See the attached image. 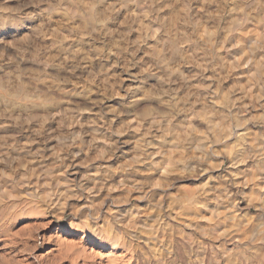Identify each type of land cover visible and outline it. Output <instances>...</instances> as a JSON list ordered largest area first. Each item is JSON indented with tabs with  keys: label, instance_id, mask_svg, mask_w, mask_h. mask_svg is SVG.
<instances>
[{
	"label": "bare ground",
	"instance_id": "bare-ground-1",
	"mask_svg": "<svg viewBox=\"0 0 264 264\" xmlns=\"http://www.w3.org/2000/svg\"><path fill=\"white\" fill-rule=\"evenodd\" d=\"M175 1V6L169 0H158L156 6V1L145 0L141 5L147 32H152V27L161 30L144 47L150 80L140 97L135 95L136 105H147L130 135L128 124L116 125V138L109 143L102 141V133L99 136L96 131L104 125L87 121L73 126L79 110L77 98H83V104L94 105L95 94L103 91V86L78 91L75 85L79 82L75 80L88 75L98 82L104 75L115 76L106 66L117 72L119 61L109 63L108 59H118L119 49L101 48L88 40L80 49L79 44L74 45L78 49L69 52L72 57L63 56L58 66L52 64L49 69L48 55L42 61L36 60V55L30 59L31 52L28 58L0 38L1 225L26 213L52 212L60 219L70 208L71 229L78 224L87 228L92 237L112 245L121 242L125 249L133 251L130 257H134V264H264V221L254 222L251 215L256 207V216H264V136L235 131L240 118L264 124L262 0ZM112 3L108 1L106 6L112 8ZM74 7L71 14L79 16ZM169 9L172 13L166 18ZM86 10L84 15L81 11L80 18L90 24L88 29L92 28L94 36L109 32L102 18L104 8L97 12L94 8ZM3 17L4 24L9 23L10 18ZM215 49L217 54L211 63L210 54ZM106 51L108 56L104 58ZM78 55L81 60L77 67L73 60ZM116 75L125 79L120 72ZM212 81L218 85L221 106L208 104ZM171 93L167 102L176 116L162 122L155 104H163L166 94ZM244 109L247 116L242 115ZM237 110L240 116H236ZM141 124L146 125V130L140 129ZM152 127L158 128V134L148 141L147 131ZM87 130L90 134L85 136ZM235 134L236 141H230ZM121 142L133 146L130 153L126 151L119 158L115 153ZM209 142L221 144V150L212 148ZM228 159L230 170L235 172V184L221 174ZM90 162L97 163L94 172L78 169ZM74 167L78 171L71 177L68 170ZM154 170L164 185L170 180L180 184L172 193L170 205L167 203L173 208L170 217L161 215L164 202L160 193L143 209L130 206L122 213L124 210L112 206L115 201L128 203L133 195L143 193L146 183L140 180ZM207 170L218 175L204 191L182 187L184 182L205 176ZM131 172L138 176L133 178ZM76 178L80 185L83 182V196L82 188L74 182ZM240 192L245 195L242 202L237 197ZM105 207L101 223L90 224L89 215L100 216ZM79 214L83 220L75 222ZM129 227L136 229V237L126 240L124 228ZM194 230L208 235L210 241H197Z\"/></svg>",
	"mask_w": 264,
	"mask_h": 264
},
{
	"label": "rangeland",
	"instance_id": "rangeland-1",
	"mask_svg": "<svg viewBox=\"0 0 264 264\" xmlns=\"http://www.w3.org/2000/svg\"><path fill=\"white\" fill-rule=\"evenodd\" d=\"M47 1L49 2V0H0V18H2L0 19V38L5 39L6 42L11 45V47L18 48V50L24 52L25 56L26 57L29 56L30 59L34 58L31 56L36 55L35 59L36 60L39 59L42 61V60H46L45 58L48 55L47 61L49 63L51 62L49 65V69L52 68L50 67L52 66V64L58 66V64L64 60L65 56H71L72 55V54L70 55L71 52L73 53V51L77 50L78 48L80 49V47L85 42L87 43L88 40L101 48L103 47L105 49H108L112 47L113 49H119L120 52L118 53V59L111 57L108 59L109 63H113L116 60L119 61L118 65H116L117 72L115 71L116 73H114L113 68H111L108 65L106 66V68H109L110 71H112V75L115 74L116 78L115 76L112 77V76L104 75L103 81L101 79L97 82V81H93L88 75L84 74L89 79L86 76H83L79 80L76 79L78 80L77 82L75 80V83L79 82L78 85H80V86H78L77 84L75 85L79 89L78 91L84 88L87 89L97 88L96 90H98V88L101 89L102 86H103L102 88L103 91L98 90V93L95 94L94 105L83 104L84 102L83 98H77L78 105L76 107L79 108V110L76 113H78L77 117H79L80 119L76 117V121H75L76 123L74 122L73 126H77V124H79L80 122H81L80 124L86 123L87 121H88L87 123L89 124L91 123L92 125L93 124L100 126L104 125L101 129L98 128L96 131L99 136L102 133L100 136V137L103 136L102 138H100L102 141L105 140L104 142L109 143V140H112V138L113 139L116 138L117 132L114 133L113 131V129L116 128V125L125 126L128 124L129 128L130 126L132 127L133 125H136L135 122H137L136 121L138 120L137 118H139L141 113L144 111L143 106L147 105L145 102H142L141 104L143 106L141 105L142 107L140 108L138 105H136L135 102L136 97L137 96L140 97L139 95L141 94L142 89L145 86L147 80H150L147 78L148 74H146L147 70H145L146 66L144 64V59H145L144 47L146 46V42L148 41H149L148 45H150L151 41H154V39L151 40V38H155V36L159 33L158 31L161 30H156L154 27H152V32H147L146 30L147 22H145L143 16L144 9L141 6L145 0H108L111 1V3L112 1H114L115 5L114 3L110 5L111 7L114 5L112 8L106 6L107 5L106 3L108 1L105 2V0L104 1L95 0V2H93L94 0H50L52 2L49 3ZM102 1L104 4L102 3ZM157 1L158 0H154L155 6L157 5ZM92 2L95 4H92ZM169 2L170 4L173 3L174 6L176 5L175 0H169ZM89 6H92L91 7L92 9ZM261 6H264V0H262ZM72 7L76 9L77 14L79 16L75 15L74 13L73 15L71 14ZM96 7L98 10H102L104 8V10H102L104 17L102 18H104V21H106L105 23L108 24L109 27V32H104L101 34V36L100 35L94 36L92 32V28L89 27L90 29H88V26H90V24L86 21V19L84 18L82 19V17L80 18L81 11L83 13V11L87 9L86 11L90 12L91 10H93V8L96 11L97 10L95 9ZM107 7H109L110 9H108ZM68 9L71 12L68 11ZM171 11H173V9H171ZM168 12L169 13H167L165 16L166 18H169V15L172 13L170 12V9ZM86 13L87 12L84 11V13L81 15H84ZM74 15L76 18L74 17ZM105 15L107 16L105 17ZM3 16L5 17L7 16L8 18H10L9 23L7 22V24H4L5 22L3 21L4 18ZM226 18H228V16ZM10 20L12 22H10ZM84 21L86 24H88L86 25L87 27H84L85 26ZM156 24H159V20L157 21ZM81 26L83 28V31L81 30ZM86 30L89 31L87 32ZM84 31H86L87 33ZM107 33L108 34L110 33L109 34L110 36ZM89 37L90 39H88ZM93 37H98V39L97 38L94 39ZM54 40L56 41V43L54 42ZM73 40L75 42H72ZM60 44H62V47ZM105 44H107L108 47ZM63 45L65 48H63ZM74 45L78 48L75 49L76 47ZM70 46L71 47L74 46V47L71 48ZM60 47L62 50L60 49ZM70 48L72 49V51H70L71 50ZM44 51L45 52L48 51V52L45 53ZM29 52H31L32 54L31 55L29 54L27 56ZM58 52H60V54ZM66 53L69 54L67 55ZM216 54H217V49L211 52L210 54L211 63H214ZM52 55H54V57ZM104 55H105L104 58H107L108 56L107 51L105 52ZM78 56L76 57V60H73L74 61L73 63L76 62L75 63L76 66L77 65L80 66L79 60H81V58L80 55ZM54 58L55 60H53ZM57 58L59 61L57 60ZM7 60L8 59L3 60L2 63H5ZM2 68L3 67L0 66V69ZM210 69L211 68L209 66L208 73ZM118 72L122 73L123 77L125 78L124 80L121 79L120 76L118 77V75H116ZM90 79L93 83L90 81ZM211 84L212 86L209 88L210 94L208 96V102H209L208 104L221 106L220 93L217 89L218 85L216 81H212ZM166 95L168 97H166V100L163 104L160 105L155 104V107L157 108L156 111L158 112L159 115V119L162 122H164L168 117L176 116L175 111L174 112L171 111L173 106L167 102L170 99L172 93ZM243 111L244 112L242 113V115L247 116L245 109ZM236 112H238L235 113L236 116L237 115L240 116V111L237 110ZM110 122L112 123L113 126L110 125ZM109 125L112 127L109 128L110 127ZM143 125L144 124H141L142 127L140 129L146 130V125L145 127ZM107 126L109 127L107 128ZM129 128L128 131L130 135V132L133 131V127L130 128V130ZM104 129L106 131H104ZM156 129L158 128L152 127L151 129H149V131H147L149 134L151 133L150 135L147 134L148 136H146L147 137L146 139L148 141L149 139H152V136L158 134V130ZM235 131L240 135L242 133L244 134L245 132L248 133L253 131V132H258L259 134L264 136V124L259 121H251L249 119L244 121L242 118H240V124L235 126ZM89 134H90L89 130L84 132L85 136ZM235 136L236 134L232 136V139H230V141L235 142L236 141ZM208 145L211 146L212 148L215 147L217 150H221V144L219 143L217 144L215 142H209ZM48 146L47 147L50 148L51 145L49 144ZM132 146L133 144H129L127 142L124 143L121 142L119 145V149L115 153L116 154L115 156L120 158L123 153H127V152L130 153L132 151L131 149ZM148 146L149 145H146V149L149 148ZM88 164L79 165L78 169L80 170L82 169L86 171L91 170V172L92 171L94 172L93 168L97 165V163L90 162ZM229 166H230V159L225 160L222 166L221 174L225 175V177L230 181V183L235 184V172L233 170L231 171L230 170L231 167L229 168ZM78 169L74 167L68 170V172L72 174L71 177H75L76 174L75 172H77ZM151 173L152 172H149L148 174L145 173L147 177L140 180L146 183L145 191L143 193L133 195L128 203L115 201V204H113L112 206L115 205L116 208L124 210L122 211V213H126L130 208V206L139 207L143 209L149 204L150 201L156 199V197H158L157 194L160 193L159 195L162 196L164 202L161 210V215L164 216V218L170 217L173 212V208L171 209L170 206L168 205H170V203L172 202L171 200L174 196L172 193L174 194L176 193L177 189L180 187V184H178L177 181L170 180L168 182L169 184L164 185L163 181H161V179H159L157 176L158 172H155L154 170L153 173L155 175ZM130 175H132V177L135 178V175L138 176V173L135 174L134 172L133 173L131 172ZM217 175L218 172L217 173L208 172L207 170V174L205 176L198 177L194 182L187 181L181 185L182 187H196L198 192H202L204 191V188H206ZM74 182L77 184L79 182L78 178H76ZM82 183L83 182H81V185ZM78 185L81 187L80 183H78ZM83 190L84 189L82 188L81 189V193L83 192L82 196L86 193V190L84 191ZM237 197H238V201L240 202L245 200V195L242 192H240ZM73 201L75 203L77 202L76 199H74ZM167 203L169 204L167 205ZM125 208L128 209L126 210ZM69 209H67L66 214L60 219H58V217L52 212L47 213L45 215L26 213L24 215L18 216L17 219L16 218L13 219V221L8 223V225L0 224V264H74V263L75 264L76 263L77 264H134L135 263L134 257L133 256L130 257L133 251L131 252V250L125 249V247L121 242L112 245L113 244L112 242L101 240L96 237H92L90 231L87 228L80 227V225L78 224H74L75 228L71 229L69 224L72 218L70 213L71 211ZM81 210H84V208H81ZM105 210L106 207L100 213L101 214L100 216L89 215L90 216L89 223L91 222L90 224H94V223L100 224L102 221V215ZM169 210L170 212H168ZM257 212L258 209H256V207L252 208L251 215H254L253 218L254 222L264 221L263 220L264 216L262 218L256 216ZM79 215L74 220L75 222H79L83 220V218L81 219V215L80 216ZM135 230L133 227L124 228L123 237H126V240L131 238L133 239L134 236L136 237V235L133 234V231L135 232ZM194 232L195 233L197 232L196 233V237L198 239L197 241H201V240H204L205 242L210 241L208 235L200 233L197 230H194ZM202 234L205 237L201 236ZM131 258L133 259L131 260Z\"/></svg>",
	"mask_w": 264,
	"mask_h": 264
}]
</instances>
